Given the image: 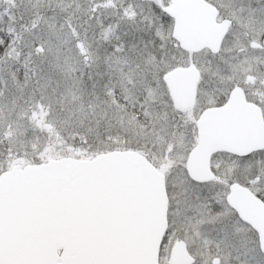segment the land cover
Wrapping results in <instances>:
<instances>
[{"label": "snow or ice", "instance_id": "1", "mask_svg": "<svg viewBox=\"0 0 264 264\" xmlns=\"http://www.w3.org/2000/svg\"><path fill=\"white\" fill-rule=\"evenodd\" d=\"M0 264H264V0H0Z\"/></svg>", "mask_w": 264, "mask_h": 264}]
</instances>
